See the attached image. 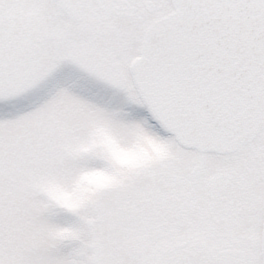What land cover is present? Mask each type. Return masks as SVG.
I'll return each mask as SVG.
<instances>
[{"label":"snow or ice","instance_id":"snow-or-ice-1","mask_svg":"<svg viewBox=\"0 0 264 264\" xmlns=\"http://www.w3.org/2000/svg\"><path fill=\"white\" fill-rule=\"evenodd\" d=\"M0 264H264V0H0Z\"/></svg>","mask_w":264,"mask_h":264},{"label":"rangeland","instance_id":"rangeland-1","mask_svg":"<svg viewBox=\"0 0 264 264\" xmlns=\"http://www.w3.org/2000/svg\"><path fill=\"white\" fill-rule=\"evenodd\" d=\"M122 155L126 157L128 154H126V153H122Z\"/></svg>","mask_w":264,"mask_h":264}]
</instances>
